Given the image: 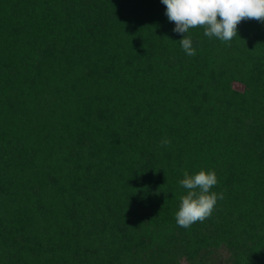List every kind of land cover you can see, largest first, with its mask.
Segmentation results:
<instances>
[{"label": "trees", "instance_id": "trees-1", "mask_svg": "<svg viewBox=\"0 0 264 264\" xmlns=\"http://www.w3.org/2000/svg\"><path fill=\"white\" fill-rule=\"evenodd\" d=\"M165 11L0 0V264H264V23L188 56ZM201 168L224 198L185 229Z\"/></svg>", "mask_w": 264, "mask_h": 264}, {"label": "clouds", "instance_id": "clouds-1", "mask_svg": "<svg viewBox=\"0 0 264 264\" xmlns=\"http://www.w3.org/2000/svg\"><path fill=\"white\" fill-rule=\"evenodd\" d=\"M161 3L166 6L168 21L175 24L173 31L182 35L178 42L188 56L196 55L192 37L188 34L190 29L201 27L209 39L214 37L228 43L238 36L237 27L242 21L264 23V0H161ZM170 143L166 137L160 141L162 147ZM182 172L179 184L186 194L179 197L175 220L179 227L187 229L210 218L224 193L212 191L218 183L214 170L201 168L193 174L187 170Z\"/></svg>", "mask_w": 264, "mask_h": 264}]
</instances>
